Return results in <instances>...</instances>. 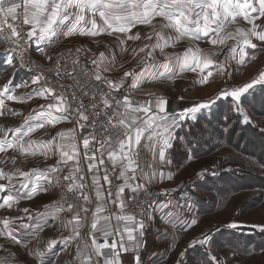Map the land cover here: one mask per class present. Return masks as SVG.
<instances>
[{"label":"snow or ice","instance_id":"1","mask_svg":"<svg viewBox=\"0 0 264 264\" xmlns=\"http://www.w3.org/2000/svg\"><path fill=\"white\" fill-rule=\"evenodd\" d=\"M253 13L255 16L252 15ZM157 18L160 19L161 24L160 31L156 32V36L161 40L164 39L161 33L167 29L170 38H173L172 33L177 34L175 39L188 35L194 40H200L213 34L214 38L211 40L213 45L223 44L225 39L237 40V37H239L237 43L241 46L250 45L252 48H256L257 44L253 43V38L264 42V27H262L264 24V0H0V40L21 49L19 54L6 58L8 65L15 67V64L18 63L24 67L23 53L27 49L24 44H21V41L27 43L33 37H37L41 41L51 44L53 43L51 38L59 40L76 35L97 37L102 34H124L128 40H138L140 39L139 33L127 34L132 28L140 25L152 26L153 20ZM238 19L247 21L251 27H237L234 33L228 32L226 37L220 38V34L225 33L229 25L236 24ZM257 19H261L262 24H257ZM18 20L20 24L9 22ZM21 25H27L29 30H24ZM152 38L151 35L147 36L149 41ZM117 40L121 52L125 51L126 40L120 39L119 35H117ZM157 47H159L158 44H146L140 49V52L144 53V58L139 62L143 67L139 72L133 69L124 73L125 77L132 78L127 88H124L125 80L123 78L113 81L104 75L115 67L114 56L110 60L104 52L99 53L98 56L93 53L87 58L91 66L86 65L83 68L80 67L79 56L71 60V68L61 64V59H65V63H67L66 58H58L49 71L57 78V84L61 89L59 92L51 86H42L39 89H33L32 93L17 96L15 95L16 88L28 87L27 84L13 85L9 81L0 87V116L5 114L6 101L24 102L33 95L44 96L45 93H48L56 101L34 109L33 113L24 120L23 126L0 129V153H7L10 149L14 150L19 153L21 163L28 157L34 158L37 155L45 158H49L50 155L59 156L57 164L51 166L47 171L40 169L23 171L16 167L12 172H5L3 168H0V180L7 181V184L0 183V192L9 191V194L0 200V208L10 209L19 202V199L25 197L30 199L32 194L41 191L39 187L41 181H47L54 187L59 186L63 169L68 168V174L63 175L62 179L67 182L66 189L75 192L77 200H82L83 206L80 203H69L65 208L62 204H57L56 210L58 213L65 211L72 213V218L63 223V227H71V234L64 237L62 242L67 246L78 239L81 240V243L76 245L78 264H93V262L94 264H121L119 260L121 252L129 251L133 254V264H142L139 252L144 246L142 238L146 227L145 221L153 219L152 213L147 208H152L154 202L148 203L147 208L142 206L138 218L136 214L127 212L128 204L124 193L126 188L130 189L132 193L146 191L145 184H151L152 180L157 177V172L151 169L145 171L141 167L137 148L141 145L142 140H146L151 144L154 160L158 156L160 163L171 164V159L166 158V152L174 144H181L185 146L184 155L187 156V146L192 143L191 140H178L173 135L172 130L177 126V123L175 120L169 119L165 99L156 98L154 101H136L134 103L131 92L137 89L146 77L157 74L160 77L165 74L174 76L186 70L200 69L202 73L200 83H206L207 77L211 76L212 72L208 71L204 75V69L213 61L207 59L202 65L200 59L193 55L192 63H190L189 56L185 54L182 60L177 57L175 61L169 59L168 62L160 64L149 63V58L154 59L152 50ZM146 49L151 50L146 51ZM39 50L44 52L43 47ZM12 51L15 52V49ZM75 51L80 53L81 49L77 48ZM230 53L235 54L236 47L230 48ZM239 54L240 62L243 63V57L246 55L243 47ZM47 58L52 59L51 56ZM232 58L234 59L235 55ZM220 69H224L223 64L220 65ZM61 76L71 78L72 85L70 87L74 91L69 92L65 88L58 79ZM42 79H44L43 72L39 77L33 78L31 83L39 84ZM82 80L83 83H81ZM44 83L47 85L46 79H44ZM257 84H264V73H260L256 78L241 86L223 89L214 97H209L206 101L188 108L180 114V118L196 120V114L201 110L209 109L216 100L228 97L232 99L235 111L241 114L243 121L249 123V117L243 107L242 96ZM122 88L123 92H121ZM77 91L81 92L82 96L78 97ZM83 97H89L87 106L83 102ZM73 102L77 105L74 109ZM56 113H72L79 129H92L87 136L81 138L87 173L91 174L90 184L86 181L87 174L82 173L80 169L81 148L80 142L77 140L76 128L68 130L67 133L63 131L57 133V136L51 137L47 141L31 138L32 134L38 130L48 126L54 127L56 123L66 119ZM33 116H35L36 122L29 123ZM97 126L102 129V132L95 131ZM10 132L13 133L11 136ZM57 137L60 139L58 140ZM10 160L13 166L17 164V157H11ZM105 160L110 163L111 172L108 168L101 167L105 164ZM69 161H75V163L69 164ZM4 163H6L5 160H0V164ZM117 168L120 169L118 175H116ZM137 169H140V178L144 183H135ZM101 172H103L102 176ZM110 175H116L118 180L123 181L122 184L117 185L115 193L111 189ZM14 177L20 184L19 189L13 183ZM21 177L23 179H20ZM159 178L164 179V174L160 173ZM166 178L171 180L172 175L169 174ZM102 180L104 183L101 182ZM30 184L31 188H29ZM105 184L109 187L106 188ZM86 188L89 190L88 192L84 191ZM12 189H15V192H12ZM21 189L28 191L22 196ZM43 191H47V189H43ZM105 192L107 196H105ZM164 195H167V192ZM89 205H93V207L90 208ZM110 207L114 208L111 212L108 211ZM158 207L162 211L168 207V204ZM178 207H183L190 212L194 206L186 202L185 205ZM22 211L27 214L29 210L23 209ZM90 213L91 218H89ZM176 215L177 218L181 216L180 213H176ZM28 218L31 219V216ZM16 219L23 220V217ZM12 222L9 219L0 220V224H2L0 236L15 245H20L22 241L9 228ZM165 222H168L166 218ZM181 223L184 222L181 221ZM196 223L198 221L195 219L190 221L192 225ZM21 226L29 227L27 224ZM85 226L90 227L87 239L82 238L80 232V229ZM229 226L237 227L235 223ZM38 230L42 231V227H39ZM97 233H99V239ZM36 235L38 232L34 234L33 239L36 238ZM110 238L113 239L111 244L108 243ZM100 239L103 240V243L99 242ZM58 243L57 240H49L43 248L29 249L28 255L37 259L39 264H45V257L54 250ZM197 244L210 245L211 240L209 236H205L203 240L190 242L192 247ZM24 247L27 249L28 245L24 244ZM0 248H3V245H0ZM206 255V264H224L217 255ZM180 257H184L183 251L180 253ZM0 264H7L6 258H0ZM177 264H182V259Z\"/></svg>","mask_w":264,"mask_h":264},{"label":"rangeland","instance_id":"2","mask_svg":"<svg viewBox=\"0 0 264 264\" xmlns=\"http://www.w3.org/2000/svg\"><path fill=\"white\" fill-rule=\"evenodd\" d=\"M252 15L255 16L254 13ZM256 23L262 24V20L257 19ZM237 27L250 28L251 25H248L247 21L244 20H242V22L237 21L236 24L228 26L226 32L223 33L220 36V38L226 37L228 32L234 33ZM262 27H264V24H262ZM168 38H169L168 36H165L162 42L158 43L159 47H157L158 51H156L158 54L152 51L154 59L149 58V63L154 62L160 64V63L168 62L169 59L175 61L177 57H179L182 60L185 54L189 56L190 63H192L191 57L193 55L197 56L200 59L202 65L204 61L207 59H211L213 61V63L210 64L208 68H206L207 72L208 71L212 72V75L207 77L206 83H200V79L202 76L200 69H197L196 71L186 70L183 72H179L178 74L174 75L171 79L160 77L157 74L155 76L150 77L149 79L146 77L142 80V83L140 84L141 85L140 89L142 92L151 93L152 91L156 95H160L159 93H161L160 98L169 99L170 103L171 100L178 102L177 104H181V102L184 104L189 103L190 105L188 106L186 105V106L188 108H191L194 107L199 102L206 101L209 97H214L217 93L221 92L223 89H231L232 87L241 86L245 82H249L252 79L256 78L260 73H264V42L257 41L255 38H253V43L257 44L256 48H252L250 45H243V46L239 45L237 43L239 37H237V40L225 39L223 44L213 45L211 41L206 42L203 44L202 49H199L200 47L196 45L197 44L196 42L198 41H195L194 42L195 44L187 43L186 45H182V49L178 50V52L168 51L166 49V47L169 46ZM65 45L66 44L64 41V46ZM232 47H236L235 54L230 53V48ZM241 47H243V50L246 53V55L243 57L244 60L243 63L240 62L241 56L239 53L241 51ZM54 53L56 52L55 51L48 52L50 56L51 54L53 56ZM233 55H235L234 59L232 58ZM38 58L44 61L43 58L39 56ZM127 61L128 60L125 57V63ZM221 64L224 65L223 70L220 69ZM142 67L143 65L141 66V64L139 66H132V64L130 63L131 70L135 69V71L138 72L139 70H141ZM125 70H127V68H125ZM128 84L129 83L125 81V87ZM258 85L264 87V84H257L254 85V87ZM41 87H42L41 82L39 84H32V86L28 85L27 88L21 87L19 88V91L21 93L18 94L17 96L25 95L26 91L29 92L30 90L39 89ZM163 91H166L168 94L165 95ZM250 91L251 90L249 89V91L247 93H244L242 97H246ZM46 96H47L46 94L44 96L33 95L32 98L25 100L24 102H18V101H10L9 103L5 102L7 103L6 104L7 107L5 110L12 111L14 109H17L18 112H16L15 115H10L9 113L10 111H6V114L3 117L4 119L3 121L8 122V127L23 126L25 116L28 113L33 112L34 109H39L40 106L43 105L48 100V98H45ZM179 98H181L182 100L180 101ZM223 99H226V97L216 100L214 104ZM137 100L138 99L136 98V100H133V102ZM50 101L51 103H55L52 100V98ZM243 107L250 120L252 116V112H251L252 110L249 111V106L247 105L248 107L247 109V107L244 106V103H243ZM258 109L259 111H262L260 110L259 107ZM209 110L210 108L203 109L201 110V112L203 111L204 113ZM59 115L61 117H66V119H62L59 123H56L54 127L48 126L45 129L38 130L37 132L32 134L31 138L36 139L38 141H47L51 137L57 136V133H60L58 131L61 130L62 128H66V130L68 128H71L70 127L71 122L69 121L68 115L67 114H65V116H62V114ZM33 117L35 119V116ZM224 122H226V119L224 120ZM233 122L234 121H232L231 124ZM63 124L66 127H63ZM180 124L181 122L177 123V126L172 130L173 135L175 137L178 128L181 127ZM3 126L4 123L1 125L0 129H4ZM57 139L59 140L60 138L57 137ZM181 140H186V137H183V139ZM183 149L186 150L185 146ZM230 151L233 154L236 153L235 151L229 149L228 152ZM220 152L221 151H219L218 153H212L215 155H213L211 158L197 161L195 163L189 164L184 168L175 165L171 157H169V159H171L172 161V163L169 165L171 166V168L172 166L174 167L173 171L171 169L170 174L172 175V178L175 177L178 178L179 180L178 182H180L179 183L180 188L175 193V201H174V204H177V208L175 209H177L178 212H175L173 215H171L172 217H169L167 219L172 221L173 224L172 226L174 228L172 227L170 231L169 228L163 229L162 226L160 227L161 233H164L163 230H165L170 236V241H172L173 244L171 245L168 244L164 246V248L162 249H164L165 251L171 249L170 251L171 254H173L172 256H175L173 257L174 258L173 260H176L177 258H178L177 260H179L180 253L183 251L184 256L187 254V259H186L187 264H190L188 257L189 249L191 247L190 242L203 240L201 239V236L204 238L205 236H209L211 240V244L210 245L207 244V245L209 247V250L211 251V255H217L218 259L224 262V264H264V251L257 254L254 253L241 254L226 247H222L221 244L218 245L217 242L212 241V239H216V237L219 236L218 233L219 228L224 224H225L224 226L227 227L235 223L237 227L254 228L256 229L258 234L263 233L264 230L262 229H264V189L262 191L244 193V195H242L241 198L235 201L233 205L230 206L226 211L220 212L212 216L211 215L202 216L201 214H198L199 211L198 209L196 210L195 207H193V210L190 212L186 211L185 208L183 207H178V205L179 206L185 205L186 202L188 204L193 205V203H191L193 200L191 197L192 191L196 192L197 194H200L197 196L202 198H205L206 196H211L210 192L205 191L201 188V181L203 180L204 177L208 175V174H204V169L206 167L209 166L214 169L220 168L221 170L225 168V165H223L220 162L222 157V154ZM11 157H17V164L15 166H13L11 163L10 160ZM58 159H59L58 155H50L49 158H45L41 155H37L34 158L28 157L27 160L21 163L19 159V153L10 149L8 150L7 153H2L0 155V160L6 161V163L0 164V168H3L5 172H12L15 170L16 167H19L23 171H31L32 169H40L41 171H47V169H49L51 166H55L57 164ZM198 173L200 175H197ZM62 174H64V172ZM189 177L192 178L190 182L188 181ZM183 178L185 180L187 179L185 185L184 183L183 185L181 184ZM0 183L7 184V181L0 180ZM13 183H15L16 185L18 183L15 177L13 178ZM186 188H191V191L186 192L185 191ZM47 193H48L47 195H44V198L40 197L39 198L40 200H37L36 202L23 203L22 200L24 198H21L19 199V202L16 203L12 208L0 209V220L9 219L10 221H13L12 223H10L9 228L16 227L19 221V219L16 218L21 217L23 214H26L22 211L23 209H28L29 211H31L30 209L36 207L41 202H46L48 198L49 199L56 198L55 200H57L59 195L58 186L55 187L51 186L50 191H48ZM181 193L182 195H179ZM256 195L257 196L259 195V197H257ZM252 197L253 199L251 203L247 206L246 205L244 206L243 205L244 202L251 199ZM157 205L153 206L148 211L151 212L153 208L157 207ZM176 213H180L181 216L177 218ZM192 219L197 220L198 223H196L195 225L190 224V221ZM181 221H183L184 223H181ZM185 224H187V227H185ZM177 227H179V229ZM0 228H2V224H0ZM20 233L23 235V232ZM0 245H3V248H0V258H6L7 264L10 263L11 259L13 261L18 262L19 264L21 263L26 264L29 261L28 258L30 259L31 262L35 263L34 258L31 259L30 256H26V254L24 253L25 250L23 252L19 247H16L13 243H11V241L5 239L3 236H0Z\"/></svg>","mask_w":264,"mask_h":264},{"label":"crops","instance_id":"3","mask_svg":"<svg viewBox=\"0 0 264 264\" xmlns=\"http://www.w3.org/2000/svg\"><path fill=\"white\" fill-rule=\"evenodd\" d=\"M238 21L242 22V19H238ZM99 22L100 21L98 20V23ZM160 24H161V21L159 18H157L153 20L152 26L140 25V26L132 28L131 31L127 35H135L139 33L140 39L138 40H128L124 34H113V35L102 34V35H98L97 37L76 35L70 38H65L64 40H65L66 45L64 47H67V48L74 47L73 49H77V48L81 49V53H83L86 57L85 62L87 66H91L87 58L90 57L93 53H95L98 56L99 53L104 52L105 55L108 56L110 60L114 56L115 67L113 68L112 71L108 73H104V75H106L113 81H119L120 79L123 78L127 83L130 84L132 78L125 77L124 73L126 71L128 72L132 71L130 68V63L132 64V66L140 65L139 63L140 60L144 58V53L140 52L141 48H143L146 44L153 45V44H158L159 42H162V40L156 36V32L160 31ZM222 34L223 33H221L220 36ZM117 35L120 36V39L126 40V44L124 45L126 50L123 52H121L120 47L118 46ZM148 35H151L154 39L152 38L153 40L149 41L147 39ZM161 35H163L164 37L165 36L169 37V30L167 29L163 30ZM176 35L177 34L172 33L171 36L173 38H170V37L168 38L169 46L166 47L168 51L178 52V50L182 49V45H186L187 43H194L195 41H198L196 42L197 43L196 45L200 47L199 49H202V46L204 43L209 42L214 38V35L210 34L208 37H203L200 40H194L191 36H188V35L175 39L174 37ZM46 44H47L46 41H41L39 39L38 41L35 42V51L39 57L43 58L46 61H49L47 57L50 56V54H48V51L45 50ZM42 47L44 48L43 53L39 50ZM89 49L91 51H88ZM146 50H151V49H146ZM152 51L156 52L158 50L157 48H155ZM156 54L158 53L156 52ZM11 57L12 56L8 55L4 51L2 47V43L0 41V87L5 85L9 81H11L13 85H21L25 83L29 86H32L31 81L33 78H35V76L24 73V71L19 69L16 64H15V67H10L7 63L6 58H11ZM51 57H52V54H51ZM125 57L128 60L126 63H125ZM125 68H127V70H125ZM203 74L204 75L207 74L206 68L204 69ZM163 77L167 79L168 78L171 79L173 76L169 74H165V76ZM147 78L149 79L150 77H147ZM129 84L126 87L124 84V88L129 87ZM140 86L141 85H139L137 89L131 92L132 100H136L137 98L138 99L137 101L148 102V101H154L156 98L161 97L160 96L161 93H159L160 95H156L152 91L151 93L142 92L140 89ZM19 88L21 87L16 88L15 95H18L21 93L19 91ZM32 91L33 90H30L29 92L26 91L25 95L32 93ZM121 92H123V88L121 89ZM163 93L165 95L168 94L166 91H163ZM45 94L47 95L48 100L43 105H48L51 103L50 101L51 96H49L48 93H45ZM165 100L167 101L166 109H167V115L169 119L175 120L177 123L181 122L180 126L184 122L190 120V119L182 120L180 118V114L185 112L188 109L187 106L184 107V103L181 102V104H177L178 102L173 101V100H171V103H170L169 99H165ZM179 100L181 101L182 99L179 98ZM6 102L9 103L10 101H6ZM6 111H10V110H5V114H6ZM13 112L16 113L18 111L17 109H14L9 112L10 115H13L12 114ZM32 113L33 112L28 113L25 116V119L29 117V115ZM200 113H197L196 115L198 116V114ZM5 114L3 116H0V127L4 123V126H3L4 129L14 128L11 126L8 127V122L3 121L4 120L3 117L5 116ZM59 114H62V116H65V114L68 115L69 121L71 122L70 123L71 128H68L67 130L66 128H62L58 132L63 131L67 133L68 130L76 128L77 129V140L81 139L82 137L86 135L87 128L79 129L76 124V119L72 113H56V115L60 116ZM161 115H163V113H161ZM35 122H36V119H34V117L32 118V120L29 121V123H35ZM63 127H66V126L63 124ZM12 134L13 133L11 132L9 133L10 136ZM169 150L166 152V158L168 159L170 157ZM137 151L139 152V155H140L139 163L141 167L145 171H149L151 169L157 172V177L152 180L151 184H145V188L147 187L158 188L162 191L163 194L167 192V195H164L163 198L157 204H160V205L168 204V207L164 208L162 211L158 207L159 205L155 204L157 205V207L153 208L151 211L153 219L151 221H147V220L145 221L146 227L144 229V236L142 238L144 246L141 248L139 252V255L141 256L142 264H177V262L179 260L181 261V259H182V264H187L186 262L187 254L183 258L180 257L179 260H177L178 258L176 260H173L174 259L173 257L175 256H172L173 254H171V251H170L171 249H169L168 251H165L164 249H162L164 248V246L168 244L169 245L173 244V242L170 241V236L165 230H163L164 233H161L160 227L162 226L163 229L169 228V230L171 231V228L173 227L172 221L167 220L168 222H165V218L168 219L169 217H172V216H167L166 214L168 213L174 214L175 212H178V210L175 209L177 208V204H174V201H175V193L180 188V185H179L180 182H178L179 180L176 177L172 178L171 180H168L166 178L167 175L170 174L171 169L172 171L174 170V167L172 166L171 168L169 164L160 163L158 156H156L154 160V153L151 150V144L150 142L146 140L141 141V145L137 148ZM157 152H158V147H157ZM1 154L2 153H0V155ZM73 163H75V161H69V164H73ZM101 167L102 168L106 167L109 169V172H111V165L107 160H105V164ZM80 169L82 172L83 164H82L81 158H80ZM68 171H69L68 168L63 169V172L66 175L68 174ZM119 171L120 169L117 168L116 175L119 174ZM160 173L164 174L165 176L164 179L159 178ZM90 175L91 174L89 173V177ZM102 175H103V172H101V176ZM116 175H110L109 177V179L111 180V189L113 193L116 192L117 185L123 183L122 180H118L116 178ZM20 179H23V178L21 177ZM101 182L104 183L103 180ZM135 183H144V181L140 178V169H137V180ZM183 183L184 185L186 183V180L184 178L181 184L183 185ZM51 186L52 185L49 184L47 181H41L39 184L41 191H39L38 193L32 194V197L30 199L25 197L22 200L23 203L36 202L37 200H40L39 199L40 197L44 198V195H47L48 194L47 192L50 191ZM31 187L32 185L30 184L29 188ZM105 187L107 188L109 186L105 184ZM16 188L17 189L20 188L19 182L17 183ZM43 189H47V191H43ZM11 191L15 192V189H12ZM27 191H28L27 189H21V195L23 196V194ZM8 194H9L8 190H6L5 192H0V200L4 199ZM133 194L135 193H132L130 189L126 188L124 197L128 201V199L131 196H133ZM179 195H182V193ZM105 196H107L106 192H105ZM55 199L48 198L46 202L39 203L36 207L30 209L31 211H29L27 214H23L21 216L23 217V220H19L16 227L10 228L13 231V233L16 235V237L22 241L20 245H15V244L14 245L16 247H19L23 252L25 250L24 253L26 254V256H30L28 255L29 249L43 248L47 241L57 240L59 241V243L56 245L54 250L45 257V264H78V261L76 259V245L81 243V240L78 239L67 246L62 242L64 237H67L71 234V227L69 226L68 228H65L63 227V223L67 222L68 220L72 218V213H69L67 211L58 213L56 210V202H55L56 200ZM0 209H3V208H0ZM113 210L114 208L110 207L108 211L111 212ZM29 216H31V219L28 218ZM22 224H27L29 225V227L24 228L21 226ZM39 227H42V231L38 230ZM177 228L179 229V227ZM89 230H90L89 226H85L81 228L80 229L81 237L84 239H87V233L89 232ZM20 232H23V235ZM37 232H38V235H36V238L33 239L34 234H36ZM96 235H97V238L99 239V233H97ZM201 239H204V237L201 236ZM212 241H214V239H212ZM99 242L103 243V240L100 239ZM112 242H113V239L110 238L108 240V243L111 244ZM224 243L225 241H223L221 245L223 246ZM24 244L28 245L27 249L24 247ZM161 244H162V247H161ZM217 244L219 245V243ZM117 250L119 251V249ZM206 254L211 255V251L209 250V247L207 244H204V245L197 244L195 247L191 246L189 249V255H188L189 263L190 264L206 263V259H207ZM30 258L32 259L34 257L30 256ZM28 260L30 264H39V261L35 258H34L35 263L31 262L29 258ZM119 260L121 264H133L132 252L131 251L127 253L121 252ZM28 262L26 264H29ZM9 264H19V263L11 259Z\"/></svg>","mask_w":264,"mask_h":264},{"label":"trees","instance_id":"4","mask_svg":"<svg viewBox=\"0 0 264 264\" xmlns=\"http://www.w3.org/2000/svg\"><path fill=\"white\" fill-rule=\"evenodd\" d=\"M250 90L246 97H242L244 106L248 105L249 111L252 110L249 123L243 121L241 114L235 111L232 99L226 97L212 105L209 111L198 114L196 120L186 121L178 128V140L186 137V140L192 141L187 146V156L181 144H174L169 150L174 164L182 168L209 159L215 155L212 153L221 151L220 162L225 168L206 167L204 174L208 175L201 181V188L210 192L211 196L202 198L197 196L200 194L191 192V203L202 216L224 212L244 193L264 189V87L258 85ZM186 105L190 104L186 103L184 107ZM229 149L236 153L228 152ZM191 180L189 177L188 181ZM185 191L189 192L191 188ZM253 197L243 205H249ZM224 225L219 228V236L213 242L220 245L225 241L222 247L241 254L264 251V232L258 234L254 228Z\"/></svg>","mask_w":264,"mask_h":264},{"label":"built area","instance_id":"5","mask_svg":"<svg viewBox=\"0 0 264 264\" xmlns=\"http://www.w3.org/2000/svg\"><path fill=\"white\" fill-rule=\"evenodd\" d=\"M10 23H14V24H20V21H16V22H12L9 21ZM21 28H23L24 30H29V27L27 25H21ZM20 30V29H18ZM53 40V43L51 44H46L45 45V50L48 52H56L53 54L52 59L49 61H43L42 59L38 58V55L36 54L35 51V42L39 40V38L37 37H33L32 40L27 41V43H25V41H21V44H24L26 47V51L23 53V62L25 64L24 67H21L20 64H16L17 67L19 69H21L22 71H24V73L28 74V75H32V76H36L39 77L41 75V73H44V79L47 80V85H45L44 83V79L41 80V84L44 87L47 86H51L55 89V91L59 92L60 86L59 84H57V78H55L53 76V73L51 71H49V69L53 68L54 63L56 62V60L58 58H66L67 59V63H65V59H61V64L71 68V60L73 58H76L77 56H79V61H80V67L83 68L84 66H86V57L83 53H76V49L73 48H67L64 47V39L65 38H61L59 40H56V38H51ZM2 43V47L4 49V51L10 55H17L21 52V49L17 48L15 45L9 43V42H4L3 40H0ZM13 49H15V52L12 51ZM81 75H83V73L81 72ZM60 80V82L65 86V88L71 92L74 91L73 88H71L70 86L72 85V80L71 78L68 77H64L61 76L58 78ZM81 83H83V80L81 81ZM76 95L82 96V93L77 91ZM119 95V94H117ZM69 99H71V97L69 96ZM99 99V97H98ZM53 100V99H52ZM54 101V100H53ZM56 102V101H54ZM83 102L84 104L87 106L89 103V97H83ZM136 102V101H135ZM134 102V103H135ZM77 105L75 102H73L72 107L75 108ZM91 120V117H90ZM92 131V129L87 128V133L85 136L88 135V133ZM95 131L97 133L102 132V129L97 126V128L95 129ZM78 141L80 142V148H81V152H80V158L83 164V171L82 173H86V181L90 184L89 181V173H87V165L86 162L83 158V151H82V139H78ZM66 175V174H62ZM62 176L60 178V184L58 186L59 188V195L58 198L56 200V206L57 204H62L65 208L67 207V204L71 203V204H77L80 203L81 206H83L82 200L78 201L76 198V193L75 192H70L66 189V184L67 182H65L62 179ZM88 176V178H87ZM85 192H88L89 190L86 188L84 190ZM164 194L162 193L161 190L157 189V188H152V187H147L146 191H140L139 193L131 196L128 201V207H127V212L131 213V214H136L139 217V212L141 210V207L143 206L144 208H147V204L150 202H154L153 206L155 204H157L162 198H163ZM90 208L93 207V205H89ZM150 208H147V210H149ZM89 218H91V213L89 214Z\"/></svg>","mask_w":264,"mask_h":264},{"label":"bare ground","instance_id":"6","mask_svg":"<svg viewBox=\"0 0 264 264\" xmlns=\"http://www.w3.org/2000/svg\"><path fill=\"white\" fill-rule=\"evenodd\" d=\"M87 178H88V176H87Z\"/></svg>","mask_w":264,"mask_h":264}]
</instances>
